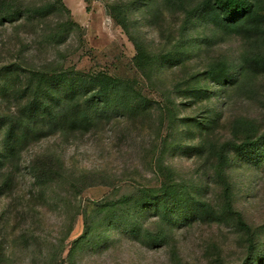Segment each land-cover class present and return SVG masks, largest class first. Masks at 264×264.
Returning <instances> with one entry per match:
<instances>
[{
    "label": "rangeland",
    "instance_id": "rangeland-1",
    "mask_svg": "<svg viewBox=\"0 0 264 264\" xmlns=\"http://www.w3.org/2000/svg\"><path fill=\"white\" fill-rule=\"evenodd\" d=\"M203 2L0 0V264H264V34Z\"/></svg>",
    "mask_w": 264,
    "mask_h": 264
},
{
    "label": "trees",
    "instance_id": "trees-1",
    "mask_svg": "<svg viewBox=\"0 0 264 264\" xmlns=\"http://www.w3.org/2000/svg\"><path fill=\"white\" fill-rule=\"evenodd\" d=\"M202 11L215 18L227 30H237L247 35L264 34V0H204ZM10 20L13 18L6 17ZM256 61L264 69V57L257 56ZM63 117L73 120V113Z\"/></svg>",
    "mask_w": 264,
    "mask_h": 264
}]
</instances>
